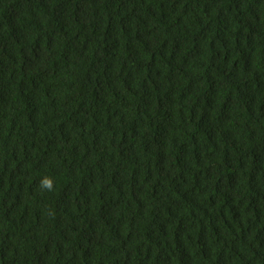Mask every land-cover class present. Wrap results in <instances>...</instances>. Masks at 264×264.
<instances>
[{
  "label": "trees",
  "instance_id": "obj_1",
  "mask_svg": "<svg viewBox=\"0 0 264 264\" xmlns=\"http://www.w3.org/2000/svg\"><path fill=\"white\" fill-rule=\"evenodd\" d=\"M0 264H264V0H0Z\"/></svg>",
  "mask_w": 264,
  "mask_h": 264
},
{
  "label": "clouds",
  "instance_id": "obj_2",
  "mask_svg": "<svg viewBox=\"0 0 264 264\" xmlns=\"http://www.w3.org/2000/svg\"><path fill=\"white\" fill-rule=\"evenodd\" d=\"M43 187H46L49 190H52L53 188V183L52 180L50 178H45L42 182H41Z\"/></svg>",
  "mask_w": 264,
  "mask_h": 264
}]
</instances>
